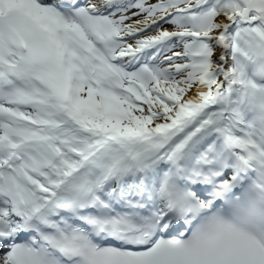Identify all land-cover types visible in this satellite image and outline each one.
Masks as SVG:
<instances>
[{
	"label": "snow or ice",
	"instance_id": "obj_1",
	"mask_svg": "<svg viewBox=\"0 0 264 264\" xmlns=\"http://www.w3.org/2000/svg\"><path fill=\"white\" fill-rule=\"evenodd\" d=\"M0 264H264V0H0Z\"/></svg>",
	"mask_w": 264,
	"mask_h": 264
}]
</instances>
